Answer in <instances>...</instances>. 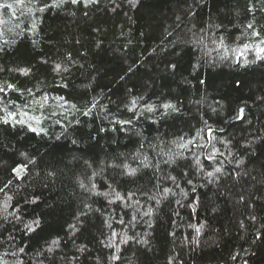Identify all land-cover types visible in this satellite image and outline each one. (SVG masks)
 Listing matches in <instances>:
<instances>
[{"label": "trees", "instance_id": "obj_1", "mask_svg": "<svg viewBox=\"0 0 264 264\" xmlns=\"http://www.w3.org/2000/svg\"><path fill=\"white\" fill-rule=\"evenodd\" d=\"M262 49L264 0H0V264H264Z\"/></svg>", "mask_w": 264, "mask_h": 264}, {"label": "snow or ice", "instance_id": "obj_2", "mask_svg": "<svg viewBox=\"0 0 264 264\" xmlns=\"http://www.w3.org/2000/svg\"><path fill=\"white\" fill-rule=\"evenodd\" d=\"M72 2L73 3H76L77 2V0H72ZM261 51H264V49H262ZM3 89H0V91H2ZM165 107L167 108V107H171V105H165ZM241 111H243V110H241ZM217 171H219V169H217ZM209 175L211 176L212 175V173H209ZM0 191H3V189H0Z\"/></svg>", "mask_w": 264, "mask_h": 264}]
</instances>
